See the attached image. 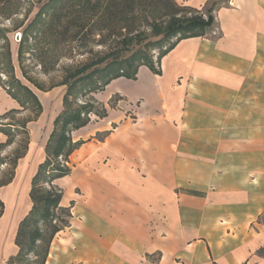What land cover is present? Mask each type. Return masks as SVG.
Instances as JSON below:
<instances>
[{
	"label": "crops",
	"instance_id": "1",
	"mask_svg": "<svg viewBox=\"0 0 264 264\" xmlns=\"http://www.w3.org/2000/svg\"><path fill=\"white\" fill-rule=\"evenodd\" d=\"M225 2L213 12L218 36L183 38L159 73L140 65L134 79L93 93L107 114L71 132L82 143L69 173L54 179L71 215L45 264H264V0ZM34 92L42 109L28 124L27 151L0 186V249H15L31 176L62 109L64 93ZM18 106L0 86V115Z\"/></svg>",
	"mask_w": 264,
	"mask_h": 264
},
{
	"label": "trees",
	"instance_id": "2",
	"mask_svg": "<svg viewBox=\"0 0 264 264\" xmlns=\"http://www.w3.org/2000/svg\"><path fill=\"white\" fill-rule=\"evenodd\" d=\"M54 1L48 0V3L50 4ZM7 3H10V0H0V4H3L6 10L10 8V4ZM64 6L63 4L53 7L52 12L49 13L50 21L46 26L47 30L53 31L57 29L63 17ZM71 6L79 8H73L74 16L77 15L78 11L80 13L81 10L86 13L89 12L91 16L97 15L100 21L98 30L101 32L108 30L114 33L126 28L125 34H119L122 37L118 41L122 49L124 51L128 50L129 54L124 55L123 53L113 52V50L109 51L92 61L69 70L62 82H60L61 84H66L62 98V109L53 119V126L44 146V159L38 163L30 180L29 197L32 205L17 225L14 236L17 250L15 254L8 257L5 264H44L53 236L68 225V219H62L61 215L64 214L67 218L70 217V208L59 205L61 198L60 188L55 190L51 185L53 188L45 189L40 184V181L42 180V182L50 185L54 179L69 173L68 157L82 143V140H73L71 132L91 121L90 112L99 118L107 114L103 105L91 96L81 104L75 103L76 84L82 82L81 91L79 92L81 96H84L92 91L103 90L105 85L116 77L124 76L134 79L140 65H146L153 72L159 73L160 69L155 67L149 54L151 45H161L163 41L175 37L174 41L157 53V65L159 66L160 58L173 48L179 40L203 35L213 22L211 7L202 11V9L191 6L178 5L174 0H95L94 2L92 0H71ZM43 13V8H41L29 25L33 26L36 24L35 22L38 21L37 19ZM161 16L168 18V21L159 26L154 21H157ZM138 19H141V21L137 22ZM108 20L109 24H106L105 21ZM142 24L149 25L151 33L157 36L160 35L159 38L146 40L144 30L139 29ZM28 27L22 31L21 43L28 39V29L30 28ZM101 41L103 42V40ZM21 43H19L18 47L19 53L22 47ZM9 47L6 55L9 62V71L13 75ZM110 56L112 58L108 60ZM92 65L95 67L90 69ZM2 86L5 87L4 84ZM6 87L7 94L15 99L23 109L31 104L36 108V113L33 119L13 120L12 122L0 121V131L7 136L6 141L0 143V152L13 143L20 127L27 135V122L35 120L42 109L36 94L28 85L20 82L15 76H13ZM96 105L98 106L97 110ZM17 111L18 109H9L0 115V119H5L10 113ZM28 143L29 139L26 136L22 153L15 149L11 155L4 156L0 154V165L7 163V161L12 164L9 178L3 181L0 180V186L6 185L12 180L17 160L25 155ZM2 205L3 203L0 200L1 210ZM263 218L262 220L264 221ZM58 219L59 221L62 219L60 224L55 221ZM40 223L44 225V228L39 226Z\"/></svg>",
	"mask_w": 264,
	"mask_h": 264
},
{
	"label": "rangeland",
	"instance_id": "3",
	"mask_svg": "<svg viewBox=\"0 0 264 264\" xmlns=\"http://www.w3.org/2000/svg\"><path fill=\"white\" fill-rule=\"evenodd\" d=\"M94 1L95 0H92V2ZM225 1L226 0H213L211 3L209 2V4L201 8H197L202 9V11L209 7L212 8L211 13L213 15V22L212 25L208 27L204 32L208 36L216 37L219 35V29L216 23L217 21H215L213 12L214 8L217 5H225ZM175 2L177 3V1ZM7 4H10V8L7 10L6 7L3 6V4H0V86L3 88V90H5V92L6 85H8L9 81H11L13 76H15V78H18L20 82L28 85L33 92L34 90H38V94L40 96L50 89L58 90L59 94H63L66 89V84H61L60 82H62L69 70H72L73 68L80 66L86 62L92 61L96 57L112 50L113 52H119L120 54L123 53L124 55L129 54L128 50L124 51V49H122L121 44L118 41L122 37L119 34H125L126 28H122L121 31H116L114 33L108 30H103L102 32L99 31V17H97V15L91 16L89 12L86 13L82 10L80 11V13L78 11L77 15L74 16L75 13L73 11V8H79H76V6L72 7L71 0H55L50 4L48 3V0H10V3ZM63 4L65 6L63 8V17L61 23L57 26L56 30H47L46 26L50 21L49 13L52 12L51 10L54 6L57 7ZM177 4L185 6L182 3ZM138 7H140V5H138ZM41 8H43L44 12L42 16L37 19L38 21L35 22L36 24H34L33 26L29 25V23L33 20L35 14ZM140 21L141 19H138L137 22ZM167 21L168 18H166L165 16H161L157 19V21L154 22H157L159 26H162ZM105 23L109 24V20L105 21ZM27 26H31L30 28L28 27V39L27 41L21 43V38H16V35L17 33H21L22 36V31L26 29ZM139 29L144 30L146 40H156L160 36L152 34L149 25L142 24L139 26ZM101 40H103V42ZM174 40L175 37H171L170 39L163 41L161 45L155 44L150 46L149 54L156 68H159V66L157 65V53L167 47L168 44ZM19 43H21L22 46L20 53L18 51ZM8 46H10L9 48L13 65V75L9 71V62L6 55ZM111 58L112 56H110L108 60ZM94 67L95 66L92 65L90 69H93ZM2 84H4L5 87L2 86ZM81 86L82 82L77 83L75 86V89L77 91L75 93L76 95L74 102L77 104L83 103V101L87 100V98H89L90 96L93 97V93H95L92 91L87 95L81 96L79 92L81 91ZM36 96L37 98H39L37 94ZM14 109H18V111L10 113L7 118L2 119V122H12L13 120L17 121L35 118L34 115L36 113V108L31 104H29L25 109H23L20 105ZM97 109L98 106L96 105V110ZM89 116L90 119H96L97 117L91 112L89 113ZM46 117L47 115H45V118ZM31 121L35 120H30L27 122V135L20 127L17 131L18 134L15 136L13 143L9 145L10 147H5L0 152V154L2 153V155L4 156L11 155L15 149H18L20 153L23 152L26 136H28L29 139L28 124ZM43 122L44 120L42 121V126ZM42 126L40 127L41 132H43ZM34 163L35 162L31 160L30 162H28V169L24 168L22 170L20 176L22 184H24L25 181L28 182V171L29 169L31 171V169L35 165ZM3 164L4 169L0 173V180L2 181L9 178L11 168L10 166H12L9 161ZM51 183L52 184L49 185L46 182H42V180L40 181V184L45 189L54 187V189L57 190L58 186L54 184V180ZM3 209L4 204L2 205V210L0 209V216L3 213ZM61 216V218L64 220L68 219L69 224L70 217L67 218V216H65L64 214H62ZM61 220L59 221L58 219L55 221L60 224ZM8 226L9 225L7 223L4 224L6 232L5 235L8 234ZM39 226L41 228H44V225L42 223H40ZM16 250V245L15 249L13 250L8 248L0 249V264H5L8 257L12 254H15Z\"/></svg>",
	"mask_w": 264,
	"mask_h": 264
},
{
	"label": "built area",
	"instance_id": "4",
	"mask_svg": "<svg viewBox=\"0 0 264 264\" xmlns=\"http://www.w3.org/2000/svg\"><path fill=\"white\" fill-rule=\"evenodd\" d=\"M17 35L19 36V38H21V33H17Z\"/></svg>",
	"mask_w": 264,
	"mask_h": 264
},
{
	"label": "water",
	"instance_id": "5",
	"mask_svg": "<svg viewBox=\"0 0 264 264\" xmlns=\"http://www.w3.org/2000/svg\"><path fill=\"white\" fill-rule=\"evenodd\" d=\"M19 36L18 35H16V38H18Z\"/></svg>",
	"mask_w": 264,
	"mask_h": 264
}]
</instances>
